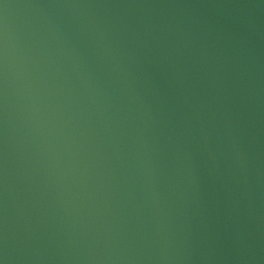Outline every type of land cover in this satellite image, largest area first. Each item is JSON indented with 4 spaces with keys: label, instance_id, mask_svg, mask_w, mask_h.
I'll list each match as a JSON object with an SVG mask.
<instances>
[{
    "label": "water",
    "instance_id": "obj_1",
    "mask_svg": "<svg viewBox=\"0 0 264 264\" xmlns=\"http://www.w3.org/2000/svg\"><path fill=\"white\" fill-rule=\"evenodd\" d=\"M0 264H264V0H0Z\"/></svg>",
    "mask_w": 264,
    "mask_h": 264
}]
</instances>
